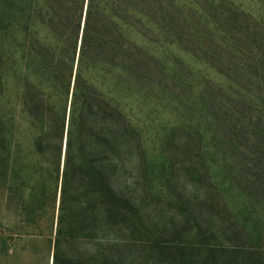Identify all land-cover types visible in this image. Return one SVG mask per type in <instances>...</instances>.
Returning <instances> with one entry per match:
<instances>
[{
	"label": "trees",
	"instance_id": "obj_1",
	"mask_svg": "<svg viewBox=\"0 0 264 264\" xmlns=\"http://www.w3.org/2000/svg\"><path fill=\"white\" fill-rule=\"evenodd\" d=\"M0 185L52 264H264V0H0Z\"/></svg>",
	"mask_w": 264,
	"mask_h": 264
},
{
	"label": "rangeland",
	"instance_id": "obj_2",
	"mask_svg": "<svg viewBox=\"0 0 264 264\" xmlns=\"http://www.w3.org/2000/svg\"><path fill=\"white\" fill-rule=\"evenodd\" d=\"M180 87H177V90H180ZM169 119L174 122L175 114L172 109L165 108L160 113L158 120L167 121ZM182 133L179 132V135ZM196 143L192 142L191 148L177 142H173L169 146L173 151L172 155L179 171L178 176L180 180L185 178L188 180L190 184L187 187L191 190H194V188L191 187L185 166L193 157L197 156ZM180 145H183V147H178ZM144 203L146 214L151 215L153 219L157 215L154 209H163L162 204L147 195ZM58 205L56 209L52 210L49 217L43 218L35 225L26 226L18 217L16 206L7 202L4 188L0 185V264H52L53 248L51 240L55 238ZM166 213L168 214V212ZM85 249H88V247L84 245H73L68 248L73 253ZM113 252L134 259L136 264H140L148 257L142 244L139 243L132 246H118L113 249Z\"/></svg>",
	"mask_w": 264,
	"mask_h": 264
}]
</instances>
